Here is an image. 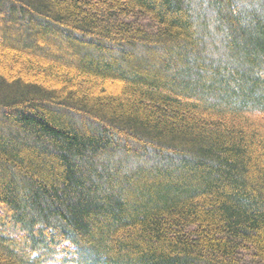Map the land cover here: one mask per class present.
I'll use <instances>...</instances> for the list:
<instances>
[{
	"label": "trees",
	"instance_id": "16d2710c",
	"mask_svg": "<svg viewBox=\"0 0 264 264\" xmlns=\"http://www.w3.org/2000/svg\"><path fill=\"white\" fill-rule=\"evenodd\" d=\"M0 264H264V0H0Z\"/></svg>",
	"mask_w": 264,
	"mask_h": 264
}]
</instances>
